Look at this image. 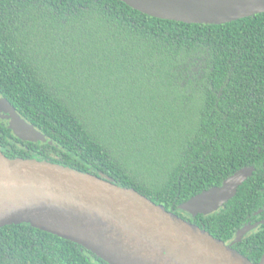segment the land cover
Instances as JSON below:
<instances>
[{
  "label": "trees",
  "instance_id": "obj_1",
  "mask_svg": "<svg viewBox=\"0 0 264 264\" xmlns=\"http://www.w3.org/2000/svg\"><path fill=\"white\" fill-rule=\"evenodd\" d=\"M0 95L50 141L0 150L133 188L254 263L264 253V12L220 24L121 0H0ZM217 211L178 208L241 169ZM0 264H108L28 223L0 227Z\"/></svg>",
  "mask_w": 264,
  "mask_h": 264
},
{
  "label": "water",
  "instance_id": "obj_2",
  "mask_svg": "<svg viewBox=\"0 0 264 264\" xmlns=\"http://www.w3.org/2000/svg\"><path fill=\"white\" fill-rule=\"evenodd\" d=\"M121 1L150 16L187 23L220 24L264 12V0ZM0 119L21 139L50 141L1 95ZM252 171L239 170L178 211H217ZM19 223L70 240L108 264H264V253L254 263L231 246L256 224L225 243L133 188L53 162L11 159L0 150V227Z\"/></svg>",
  "mask_w": 264,
  "mask_h": 264
},
{
  "label": "flooded vegetation",
  "instance_id": "obj_3",
  "mask_svg": "<svg viewBox=\"0 0 264 264\" xmlns=\"http://www.w3.org/2000/svg\"><path fill=\"white\" fill-rule=\"evenodd\" d=\"M6 121H7V119H6ZM257 226H258V225H256V227H257ZM256 227H255V228H256ZM253 229H254V228H253ZM253 229H252V230H253ZM249 232H250V231H249ZM246 234H247V233H246ZM244 236H245V235H244ZM244 236H243V237H244ZM235 237H236V234H235V236H234L231 240H229L228 243H231V242L235 239ZM243 237H242V239H243ZM242 239H241V240H242ZM241 240L236 241V242H233L231 246L233 247V245H234L235 243L240 242Z\"/></svg>",
  "mask_w": 264,
  "mask_h": 264
},
{
  "label": "rangeland",
  "instance_id": "obj_4",
  "mask_svg": "<svg viewBox=\"0 0 264 264\" xmlns=\"http://www.w3.org/2000/svg\"><path fill=\"white\" fill-rule=\"evenodd\" d=\"M8 121H9V120H8ZM9 122H10V121H9ZM180 212H181V211H180ZM181 213H182L183 216H185V217H187V218H188V217H191V216H189V215H186L184 212H181Z\"/></svg>",
  "mask_w": 264,
  "mask_h": 264
}]
</instances>
